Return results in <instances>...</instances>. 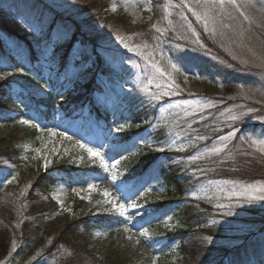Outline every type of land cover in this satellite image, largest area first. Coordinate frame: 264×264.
Returning <instances> with one entry per match:
<instances>
[{
  "label": "rangeland",
  "instance_id": "374dc122",
  "mask_svg": "<svg viewBox=\"0 0 264 264\" xmlns=\"http://www.w3.org/2000/svg\"><path fill=\"white\" fill-rule=\"evenodd\" d=\"M41 1L66 18L79 22L84 32L92 33L97 42V47L87 49L86 64L80 62L75 65L74 62L78 61L73 59L67 71L54 76L51 75L52 72L57 68L61 70V67L54 63L57 56L52 54L53 49H43L47 54L40 57L38 63L42 66L37 72H41L45 83L50 86L49 90L56 95L59 93V96L64 94L65 88L73 89L76 84L81 90L82 86L93 80L98 87V93L94 96V101L99 106L98 114L92 111L90 105H77L76 102L66 109V105L62 103L55 105L51 119L47 120L46 116L41 114L46 109L44 105H34L33 111L25 109L22 104H28L27 98L14 94L13 100L21 103L18 104L20 109L7 111L4 117L0 116V137L7 134L11 125L19 124L21 120H31L39 124L40 128H56L58 132H65L73 137L72 140H66L47 131H39L37 140L23 148L21 159L25 174H28L30 168L38 170L37 173L44 172V156L49 160L48 170L54 169L52 174H57L52 192L57 209L49 216L52 217L51 221L58 225L65 219L73 221L114 216L117 219H114L113 223L117 225V220L122 221L125 218L105 211L106 208H111V205H98L97 202L105 199L102 193L108 190L113 196H119L121 201L128 203L126 191L127 195L134 197L138 203H145L141 197L146 195L148 209L157 211L150 216L144 210L129 209V215L134 217L127 221L128 226L132 228L131 233L123 231L122 223L116 226L120 231L112 237L110 233L105 232L106 226L109 228L108 224L96 229L93 233V243L111 249L115 259L119 258L117 264H152L153 260L156 264H232L226 262L239 248L247 246L251 251L253 247L258 246L264 250V200L252 199L253 196H264V153H261L257 146L250 145L249 140L264 139V103H261L264 101V0H253L254 6L240 0L244 14L252 22L251 26L238 11L231 6L226 7L223 20L233 28L220 29L215 36L205 32L201 23L187 8L176 7L181 0H171L170 3L169 0H151V12L146 10L147 0H141L137 6L129 5L127 8L123 6L122 0H115L118 6L116 11H122L135 25H147L146 34H125L103 27L88 5L90 0ZM112 2L113 0H109L110 9ZM189 3L196 7L194 0H189ZM12 4V0H0V26L20 28L24 33L33 34L35 38L40 39L41 33L30 27L28 18L24 15L26 12L32 16V22L41 20L43 33L48 34L49 12L38 17L37 10L31 8L32 1L27 7L22 6L24 4L13 7ZM181 11L187 15V20L181 19ZM229 13L235 19H228ZM166 16L171 19V25L168 19L164 18ZM153 24H157L161 29L167 28L168 31L163 34L157 32L152 27ZM193 28L200 33L202 43L194 42L195 34L191 30ZM172 29H175V32ZM220 31L225 34L221 35ZM242 31L243 35H240ZM51 32L56 37L63 33L58 27ZM177 34L184 39H175ZM117 36L131 37L126 40L130 48L147 42L150 48L144 50L145 54L152 50L151 46L159 43L161 49L155 51V60H161L160 50L165 57H172L173 62H177L179 57L182 71L174 73L176 82L180 85L179 93L162 96L160 100L150 103L145 86L147 85L152 93H160L155 83H148L153 69L138 52L125 49ZM61 37L70 42L67 35ZM154 37H159V40ZM176 43L183 46V51L174 48ZM34 46L37 50L35 43ZM74 46V49L82 50L79 44ZM97 53L105 58L101 59L99 65L96 64ZM93 63L96 64L95 67ZM31 67H34V73L38 65L33 64ZM31 67H28L30 71ZM100 67L107 73H103ZM87 68H94V73H89ZM0 76H5L2 80L32 87L31 93L37 104L48 98L32 82H28L23 72L19 71L13 75L0 72ZM49 77L55 78L59 85L52 87ZM129 92L136 97L131 103L127 95ZM185 100L200 101V104L189 107L183 104ZM33 104L34 102H30V106ZM249 109L256 111L245 116L243 123L229 119L231 115H240L242 111L248 112ZM137 117L143 120V130L132 127ZM125 122L131 127L125 132L116 133L114 129ZM234 126L240 131L235 136H229ZM110 129L113 130L111 133ZM198 136H205L207 139L198 140ZM158 137L159 142H155ZM220 137L226 139L221 140ZM142 138L143 141L137 143ZM77 140L98 148L109 163L120 160L117 166L119 179L112 181L110 173L101 167L100 161L97 159L93 162L76 144ZM149 146L158 151L164 149L161 152L167 155L161 157L160 162L178 171L180 179L187 186L183 197L166 199L158 168L159 162L158 166H148L145 169L140 166V158L146 154ZM214 148H220L222 151H210ZM36 149H40V152H36ZM24 156L28 159H23ZM81 156L83 160L80 159ZM4 161H7V164ZM11 167L10 161L0 156V181L4 185L7 184L5 178L11 180L14 176L13 171L16 169ZM25 178L15 179L11 183L15 188H10L0 203V211H7L10 220H14L13 223L19 228H22L27 218L35 175ZM122 182L124 190H119L118 186H121ZM89 183L97 185V190L90 194L91 201L81 198L89 195L85 191ZM29 184L31 187H28ZM248 186L252 188L249 189ZM74 189L79 191V195ZM137 192L140 193L139 196L136 195ZM32 196L36 198L38 194L32 192ZM32 196L30 198H33ZM164 200L169 203L159 207ZM59 201L64 202L63 208ZM187 204L195 206V212H202L196 219L200 230L183 233V226L178 224L174 214ZM221 204L225 207H217ZM12 210L20 215L13 218ZM138 212H143V218ZM212 220L217 223L212 224ZM48 221L46 220V223ZM165 224L169 226L166 227ZM143 229L152 234L150 242L139 237ZM178 231L183 235V242L174 237ZM97 232L101 235L97 236ZM129 235L132 240H128ZM205 236H212V242H206L203 239ZM137 238H140L139 244L135 243ZM184 245L191 246L194 252H199L195 261L190 257L182 258L181 250ZM74 252L75 250L68 246L55 245L54 235H44L33 241H19L13 238L10 251L0 264H66L74 256ZM240 264H258V261L255 257H250Z\"/></svg>",
  "mask_w": 264,
  "mask_h": 264
},
{
  "label": "trees",
  "instance_id": "16d2710c",
  "mask_svg": "<svg viewBox=\"0 0 264 264\" xmlns=\"http://www.w3.org/2000/svg\"><path fill=\"white\" fill-rule=\"evenodd\" d=\"M30 1H32L31 8L37 10L36 14L38 17L41 14H45V12L50 13V18L47 20V23H49V32L46 35H42L39 39L35 38L33 34L28 35L24 33L23 30L17 27V25L16 27L18 29H11L4 25L0 26V72L4 75H13L15 73H19V69L22 68L23 73L27 74L26 77L28 78V82H32L33 85L38 88V85L46 84L41 72H37V69L40 70L42 66V64L38 63L40 57L47 54V52H43V49H45V51L53 49L52 54L57 56L54 63L58 64L61 67V70L59 71L57 68V70L52 72L51 75L54 76L56 74L63 73V71H67L71 61H73V57L69 55L70 47L73 51H75L76 49H74V44H79L82 47L80 53L85 56L87 49L97 47V42L92 33L84 32L79 22L59 14L53 8L45 5L41 0H12V5L13 7H18L20 4H24L22 6L27 7L30 6ZM88 5L95 12L94 14L96 15L95 17L97 18V21L105 28L121 31L125 34H146V31H148L147 25L138 26L133 24L122 11L113 12L109 7V0H90ZM8 14L12 16L10 12H8ZM24 15L28 18L26 19L30 23V27H33L34 22H32L30 18L32 16L26 12ZM36 20L34 21H41L39 19ZM56 27L59 28L60 32L66 33L67 37H70V42H67V39L62 38L61 36L58 38L52 35L51 31H53ZM34 43L38 48L37 50L35 49ZM96 59L97 65H99L101 59L105 60L104 56L98 53ZM79 63L80 62H74L75 65H78ZM33 64H36V66L38 65V67H36V72L34 73L32 72L35 69L34 67L33 69L31 67ZM96 64L93 63V67H95ZM29 66L32 71L28 69ZM99 69H101L103 73H107L104 68L100 67ZM87 70L89 73H94V68H87ZM49 79V83L52 84V87L59 85L58 82H55V78L53 79L49 77ZM78 87L79 85L75 84L73 89L65 88L64 94H62L61 97L59 96V93L56 95L49 90V86L43 90L44 94L47 95L48 98L41 100L39 102L40 104H37L31 93L32 87L25 86L18 82L1 80L0 116L3 115L1 117H4V113L7 111L13 109L18 111L20 109L21 106L19 107L18 104L21 105V103L13 100L14 94H18V96L22 98H27L29 101L28 104H22L25 109L28 108L33 111L34 105H44L46 109L41 112V114L46 116L45 118L47 120L51 119V115L55 110V105H61L62 103L66 105V109H68L71 105H74L76 102L77 105H90V107H92V111L98 114L99 106L94 101L95 93H98V91H96L98 88L96 83L92 80L82 86L83 88L81 90H79ZM76 91L77 94L75 95ZM81 92H83V94H80ZM30 102H34V104L30 106ZM142 122L143 120L137 117V119H134L132 127H136L137 130H143L144 125ZM39 131L40 128H35L30 125L13 124L7 129V134L0 137V156H3L10 161L12 164L11 168L16 169L13 171L16 180L20 177H26L25 179H27L34 174L35 179L32 185V192L38 194V196H35L36 198H34L32 196V192L30 193V196L33 198H30L29 196V201L31 202L27 210V218H25L22 228H19V226L14 224V220H10L7 211H0V261L8 255L13 238H16L19 241H33L37 237L42 238L44 235H54L55 245L68 246L75 250L74 256L68 260L66 264L119 263V258H117L118 260L115 259V255L111 253V249L104 248L101 244L97 245L96 243H93V233L96 229H101L103 224L109 225V228L106 226L105 232L110 233V237L114 234H118L116 226L119 225V223H117V225L113 223V220L117 219L114 216H99L96 218L73 221L65 219L64 221H60V224L58 225H55L56 223L51 221L52 217L49 216L57 209V203L52 197L53 188L57 180V174L55 176L52 174L54 169L47 170V172L44 171L37 173L38 170L34 168H30L28 170V174H25L22 163L23 161L21 159L24 146L28 143L35 142L40 134ZM155 142H159V137ZM165 155H167L165 152L158 151L155 147L149 146V150H147L146 154L140 158L142 160L140 166H144L145 169L148 166H158L159 162L158 168L161 174L162 187L165 189L166 199L167 197H183L187 186L180 179L177 170H175L172 166L167 167L160 162L161 157ZM59 171L61 172V169H59ZM65 172L69 173L68 171ZM10 188L13 190L15 185H4L0 181V203L4 200L3 198ZM42 199H47V201L44 202ZM164 201L165 202L159 204V207H163L169 203L166 200ZM194 207L191 204H187L184 207L179 208L174 214L175 220L178 224L185 228L183 229L181 227L183 233H187V231L192 230H200V227L196 223V219L199 218V214L202 212H195L196 210ZM202 207L204 209L206 208L205 205H202ZM17 215L20 214L12 210L13 218H16ZM46 220H49L48 223H46ZM118 221L120 220H117V222ZM108 230H110V232H108ZM174 237L180 238L183 242V235H181L179 231ZM246 247L236 250L228 261L232 264H240L250 257H255L258 264H264V250L255 246L253 247V250L250 251ZM114 253L116 254V252ZM181 254L182 258L190 257L192 261H195V258L199 256V252H194L191 246L186 245L183 246ZM182 262H184V259Z\"/></svg>",
  "mask_w": 264,
  "mask_h": 264
},
{
  "label": "snow or ice",
  "instance_id": "6c2138e0",
  "mask_svg": "<svg viewBox=\"0 0 264 264\" xmlns=\"http://www.w3.org/2000/svg\"><path fill=\"white\" fill-rule=\"evenodd\" d=\"M141 2V0H122L123 6L124 7H128L129 5L131 6H137L139 3ZM171 2V0H169V3ZM245 3H249V4H253V0H244ZM194 3L196 5V7H193L191 3H189V0H181V3L179 5H176V7L178 8H187L188 12H191L193 16H195L196 20L199 21L203 27V30L205 32L210 33L212 36L217 35V32L220 29H232L233 26L231 24H225L223 18L225 17V9L228 6H231L234 10L238 11L240 13L241 16H243L245 21L249 22V26H251V20L249 19V17L247 15L244 14L242 8H241V2L240 0H194ZM147 11L151 12L152 11V5H151V0H147ZM254 6V4H253ZM117 4L115 3V0H113L112 4H111V10L113 12L116 11L117 9ZM262 7H264V5H262ZM199 8V10H197ZM165 10H167V6L165 7ZM170 15V14H169ZM181 19L182 20H187V15L181 11L180 13ZM218 17H220L218 19ZM165 19H168V17H164ZM227 18L228 19H235L234 17L231 16V14H227ZM168 23L169 25L172 24L171 19H168ZM34 28H36V30H38L41 35H44L43 33V24L42 22H36L33 25ZM153 28L156 29L157 32L160 33H165L168 31L167 28L161 29L160 27H158L157 24H153L152 25ZM189 28H191V24L189 23ZM192 32L195 34V43H202V41H200V33L196 32L195 29H191ZM173 32H175V29H172ZM221 35H224L225 33L223 31H220ZM62 35H66V33H59L58 34V38ZM240 35H243V31L240 33ZM117 39L120 41L121 44H123L125 49H129L131 51H136L138 52L140 55H142L144 57V59L146 61H148V64H150L151 68L153 69V73L151 78L149 79L148 83L152 84L155 83V87L157 89H160V93L156 94V93H152L151 90L149 88H147V85L145 86V91L148 93L150 100L149 102L151 103V101H158L161 99L162 96H168V95H176L179 93L180 89V85L177 84L174 73H179L182 71L181 67L179 66V61L180 58L177 57V62H173V58L172 57H165L164 53L162 50H160V56H161V60H155L154 54L156 50L161 49V45L159 43L155 44L152 47V50L147 52V54H145V49H149L150 46L148 45L147 42H144L142 44H137V45H133L131 48L129 47V44L126 43V40L131 39V37H125V36H117ZM154 39L159 40V37H154ZM175 39L179 40V39H184V37L179 36V34L176 35ZM171 43V41H169ZM174 48L178 51H183V46L179 43L174 44ZM69 55H71L73 57L74 60L78 61V62H82L83 64L87 63L88 57L84 56L80 53V50H75L73 51L72 48L70 47L69 49ZM161 61H164L165 63H162ZM134 67L136 65H133ZM229 67H231V65H229ZM20 72H23V69H19ZM25 75H27L25 73ZM5 79V76H0V80ZM161 81L163 83H161ZM50 82V81H49ZM48 87V84L46 83L45 85H38V90L43 91L44 89H46ZM241 88L243 87V85L240 86ZM191 94V93H190ZM130 97L129 102L131 103L132 101H134L136 99V97L131 95V92H129L127 94ZM194 95V94H191ZM62 97V94H61ZM141 103H143V101H141ZM211 102L209 101V104ZM261 103H264V101H261ZM183 104L188 105L189 107L195 105V106H199L200 101H189V100H185L183 101ZM180 105H177V107H179ZM256 111L255 109H249L248 112H241L240 115H231L229 117L230 120H232L233 122H241L243 123V119L245 116L249 115L251 112ZM19 124L22 125H30L32 127L35 128H40L39 124H35L33 121L31 120H21L18 122ZM131 125L127 124V122H125V124H121L118 127H116L114 129V131L116 133H122L128 130V128H130ZM41 132L47 131L48 133H50L51 135L54 136H61L66 140H72L73 137L68 136L67 133L65 132H58V130L56 128H50V127H43L40 128ZM111 131H113L112 129H110V133ZM240 131V129L238 127L234 126V130L232 132L229 133V136H235L238 132ZM262 135H264V133H262ZM198 140H206L207 137L205 136H198L197 137ZM221 140L226 139V137H220ZM250 140V145H254L258 147V150L261 153H264V139H251ZM143 141V138L141 141H138L137 143H140ZM248 142V141H246ZM76 144L83 150L85 151L89 158L95 162L97 159L100 161V165L101 167L108 173H110L111 176V180L112 181H117L119 179V175H118V171H117V166L120 164V160H115L113 163H109V161L107 159H105V155L104 153H102L98 148H94L89 146L88 144L82 143L81 141L77 140ZM225 147H227L225 145ZM36 152H40V149H36ZM159 151H164L163 148L159 149ZM177 151H184L183 149H177ZM210 151L212 152H220L222 151V149L220 148H214V149H210ZM123 159V156L121 157ZM198 157H193V159H197ZM23 159L27 160L28 157L24 156ZM81 160H83V156L80 157ZM5 164H7V161H4ZM48 165H49V160L47 158V156L43 157V169L45 170V172H47L48 170ZM11 175V173L9 174ZM16 179L15 176L12 177L11 180H8L7 178H5V182L7 184H11L14 180ZM123 184L124 182H122L121 186H118L119 190H124L123 188ZM28 187H31V184L28 185ZM249 189L252 188V186H248ZM97 190V185L94 183H89L88 187L85 191H87L89 193V195L87 197H81L82 199H88L89 201H91V192L96 191ZM255 190V189H253ZM77 195H79V191L75 190ZM103 197L105 198L102 202L98 201L97 204L99 205L100 203H103L105 205H111V208H106L105 211L110 212V213H116L118 214L120 217H124L125 219L122 221H118L119 223L123 224V231L125 233H131L132 232V228L128 226L127 221L132 220L134 217L129 215V209H135V210H144L145 212H148V214L151 216L153 214L156 213V209H148L147 207V196H143L141 197L142 199L145 200V203H138L136 201V199L134 197H130L127 195V192L125 191V196L128 199V203H124L123 201L120 200L119 196H113L112 193H110L108 190H105L102 193ZM137 196L140 195L139 192L136 193ZM197 199H199V197H197ZM252 199H258V200H264V196H253ZM59 204L61 206V208H63L64 206V202L63 201H59ZM217 207H225V205H217ZM230 207V206H229ZM67 211H71V209H67ZM139 215H141V217L143 218V212H138ZM166 215V214H165ZM229 215H231V213L229 212ZM168 219L170 220L171 217H168ZM212 224H216L217 221L216 220H212L211 221ZM166 227H168L169 225L165 224ZM117 231H119V229H117ZM97 236L101 235V233L97 232L96 233ZM139 237L140 238H144L146 242H150L152 240V234L147 230V229H143L142 231H140L139 233ZM128 240H132V236L129 235ZM140 238H137L135 243L139 244L140 243ZM203 239L208 242L211 243L213 237L212 236H205L203 237ZM13 247H15V244L13 243ZM71 255V253H69V256ZM152 264H156L155 260L152 261Z\"/></svg>",
  "mask_w": 264,
  "mask_h": 264
}]
</instances>
